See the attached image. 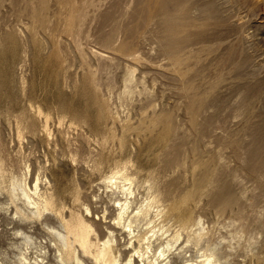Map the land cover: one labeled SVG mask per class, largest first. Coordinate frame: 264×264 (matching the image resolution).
Instances as JSON below:
<instances>
[{
	"label": "rangeland",
	"instance_id": "rangeland-1",
	"mask_svg": "<svg viewBox=\"0 0 264 264\" xmlns=\"http://www.w3.org/2000/svg\"><path fill=\"white\" fill-rule=\"evenodd\" d=\"M120 170L134 214L154 195L167 211L142 238L192 218L229 264H264V0H0V264L29 248L43 264V247L60 264V213L126 249L131 197L105 184ZM14 178L39 180L49 212L14 199Z\"/></svg>",
	"mask_w": 264,
	"mask_h": 264
},
{
	"label": "bare ground",
	"instance_id": "bare-ground-1",
	"mask_svg": "<svg viewBox=\"0 0 264 264\" xmlns=\"http://www.w3.org/2000/svg\"><path fill=\"white\" fill-rule=\"evenodd\" d=\"M135 181L125 170L116 171L105 179V184L110 186L111 189L122 193L124 196L131 197L126 199L124 203L120 200L117 201L118 214L115 220V225L123 228L133 236L128 247L124 250L119 249L116 235L112 231L101 242L97 238L98 235L94 226L88 219L81 215H74L67 219L60 213L58 216L60 218V227L58 229L52 228L56 237L54 242L57 247V258L60 264H172V255L174 251H177V245L181 241L182 233L187 235V245L182 247L177 252V255L184 259L185 264H191L186 251L192 243L204 250V255H202L204 260L199 264H229L225 261L218 248L212 247L210 244L209 236L205 233L206 229L202 225L201 220L196 224H193L192 218L182 220L180 230L182 233H177L174 236L166 235L167 231L163 228L159 231L156 229L148 230L149 233H152V237L142 238L139 231L140 224H149L152 211L156 210L155 214L160 218L165 216L167 211L163 209L162 199L158 195H154L145 207L140 208L134 214L131 199L134 196ZM153 186L150 188L151 192L155 190ZM11 193L14 199L25 204L32 216H42L52 208V202L48 198L40 199L42 196L40 194L39 180L34 188H31L27 180L14 178ZM87 212L91 213L89 209H87ZM193 226L196 227L195 230L192 229ZM93 236H96V239H93ZM31 239L30 237L28 243H33ZM136 243L138 245L137 249ZM130 248L135 251V254L126 259V250ZM29 249H26V252L31 253ZM37 250H40L38 251V256L41 258V262L43 264H51L48 263L49 251L47 248H37ZM28 253L21 254V259H19L21 264H26L30 261V254L28 255Z\"/></svg>",
	"mask_w": 264,
	"mask_h": 264
}]
</instances>
